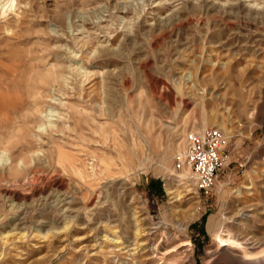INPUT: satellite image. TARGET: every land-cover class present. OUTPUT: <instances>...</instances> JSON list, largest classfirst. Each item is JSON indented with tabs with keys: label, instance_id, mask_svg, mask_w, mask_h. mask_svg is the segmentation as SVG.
Instances as JSON below:
<instances>
[{
	"label": "rangeland",
	"instance_id": "374dc122",
	"mask_svg": "<svg viewBox=\"0 0 264 264\" xmlns=\"http://www.w3.org/2000/svg\"><path fill=\"white\" fill-rule=\"evenodd\" d=\"M255 10L0 0V264H264L240 254L264 248ZM206 127L225 143L205 191L175 156Z\"/></svg>",
	"mask_w": 264,
	"mask_h": 264
},
{
	"label": "built area",
	"instance_id": "2783aa9c",
	"mask_svg": "<svg viewBox=\"0 0 264 264\" xmlns=\"http://www.w3.org/2000/svg\"><path fill=\"white\" fill-rule=\"evenodd\" d=\"M185 148L175 156V169L188 168L199 190H208L223 166L224 131L206 127L185 135Z\"/></svg>",
	"mask_w": 264,
	"mask_h": 264
},
{
	"label": "bare ground",
	"instance_id": "6f19581e",
	"mask_svg": "<svg viewBox=\"0 0 264 264\" xmlns=\"http://www.w3.org/2000/svg\"><path fill=\"white\" fill-rule=\"evenodd\" d=\"M256 12H259V13H261V14H264V11H257V10H255ZM229 12H233V13H235V11H232V9L231 10H229ZM204 91V90H203ZM188 169V168H187ZM188 171L189 172H191L189 169H188ZM187 174V173H186ZM185 174V175H186ZM187 176V175H186ZM191 177H192V174H191ZM178 196V195H177ZM231 239H233L231 242H232V245H235V246H239L240 244H243V243H245L246 244V242L245 241H243V240H241V239H239V238H236V237H234V236H232L231 237ZM230 240V237H226L225 239H224V241H229ZM241 240V241H240ZM230 242V241H229ZM244 245V244H243ZM247 246H244L242 249H241V256H250V255H252V256H259V255H263L264 254V248H262V249H260V250H257V251H255L254 249H249V250H247V248H246ZM252 262V261H251Z\"/></svg>",
	"mask_w": 264,
	"mask_h": 264
}]
</instances>
